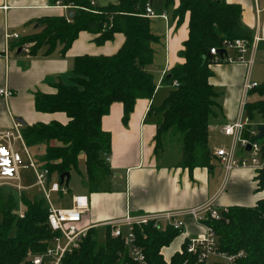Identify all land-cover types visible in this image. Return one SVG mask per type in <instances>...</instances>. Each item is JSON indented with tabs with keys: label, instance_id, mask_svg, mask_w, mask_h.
Returning <instances> with one entry per match:
<instances>
[{
	"label": "trees",
	"instance_id": "1",
	"mask_svg": "<svg viewBox=\"0 0 264 264\" xmlns=\"http://www.w3.org/2000/svg\"><path fill=\"white\" fill-rule=\"evenodd\" d=\"M60 3L71 7V17L40 20L38 33L19 38L10 48L33 43L30 54L47 47L48 56L61 45L63 56L82 31L98 34L96 45L112 40L116 33L124 36V43L112 56L74 58L69 83L53 84V94H34L35 111L64 113L68 118L65 125L55 121L23 123L20 135L27 148H42V156L35 162L49 172L51 179L57 178L60 183V175L76 173L83 187L95 192L99 190V181L111 176L110 164L105 161V155L111 153V136L101 129V119L113 103H121L122 123L126 126L136 101L153 98L155 84L148 69L153 63L152 45L158 39L150 31V19L144 16L147 5L151 7L149 0H117L104 6L91 5L88 0ZM162 4L167 10L173 7L174 0H162ZM187 13L188 38L179 52L184 62L163 77L162 84L170 92L158 107L149 109L148 116L154 118L156 126L155 156L165 146L175 145L181 154L178 167L192 171L211 167L214 157L208 147V126L211 119L222 113L220 93L210 83L213 76L210 66L214 62L208 57L209 51L221 49L224 42L251 41L252 32L241 21V6L225 0H180L172 15L180 24ZM252 94L264 98V83ZM254 112L264 117V100L245 104L244 114L249 121ZM244 135L247 136L246 132ZM250 139L258 141L264 153V137ZM81 156L84 174L79 168ZM263 179L261 170L260 188ZM62 186L69 192L70 179L67 186ZM17 194L18 202L13 193L5 194L0 188V264H32L29 254L45 252L55 236L48 224V205L43 196L39 199L22 192ZM204 223L212 228L221 252L227 255L243 252L236 264H264V198L254 207L221 210L219 219L208 218ZM13 227L16 233L11 237ZM180 233L168 226L154 227L153 223L133 229L135 244L147 264H167L161 250ZM97 235L96 228L89 229L78 248L64 256L62 264H135L126 242L112 237L109 227L104 228L103 243L99 244ZM186 244L168 264H196V256L187 253Z\"/></svg>",
	"mask_w": 264,
	"mask_h": 264
},
{
	"label": "crops",
	"instance_id": "2",
	"mask_svg": "<svg viewBox=\"0 0 264 264\" xmlns=\"http://www.w3.org/2000/svg\"><path fill=\"white\" fill-rule=\"evenodd\" d=\"M60 1L0 0V89L7 88L13 93L7 99L0 97V132L10 131L16 134L14 126L19 124L17 119L27 125L48 124L52 121L65 125L68 118L64 113L36 112L34 94H53V84L69 83L74 58L83 55L112 56L124 43V36L116 33L112 40L96 45L94 40L98 34L82 31L63 56L60 54L61 45H57L55 51L48 56L45 55L47 47L41 48L35 55L10 48V44L17 40L7 39V34H17L19 38L27 37L41 30L37 22L42 19L67 18L71 7L61 5ZM92 1L94 5L100 6L117 2ZM179 1L174 0L173 7L167 10L161 3L155 6L156 0L151 5L157 17L150 19V31L158 39L152 45L153 63L148 69L155 84L153 98L136 101L126 126L122 123L121 103H113L108 114L101 119V129L111 136V176L102 178L101 181L109 182L111 187L99 188L95 192H89L82 187L76 194L86 195L89 199V211L78 224L80 229H104L105 224L120 220L126 214L178 212L208 203L218 211L230 207H254L264 198V179L263 187L260 188V171L253 168H234L225 172L218 158L213 155L210 168L189 171L178 167L181 158L179 148L174 155L167 153V147L172 146L170 144L164 147L158 157L154 154L156 126L154 118L148 116V112L150 108L158 107L168 95L169 92L165 89L158 99L159 90L163 86L162 79L172 68L184 62L179 52L188 38V13L180 24L172 15ZM225 1L241 6V21L252 32V37L257 38V42L251 56L252 66L248 67L247 64L239 62L210 66L213 73L210 83L220 93L218 102L222 110L220 115L211 119L208 126V147L212 153L216 149H228L231 146L232 138L225 136L221 129L237 122L240 117L242 87L246 77L254 81V67L257 65L264 68V0ZM257 10L260 11L258 17ZM162 14L166 19L160 17ZM27 45L30 51L33 43ZM250 55H246V60ZM164 87L168 88L165 85ZM249 95L250 93L246 96L245 103L248 102ZM261 126L253 127L249 123L242 132V137L250 138L251 132L258 131ZM39 149L42 150L41 147ZM235 150L237 157L248 156L238 144ZM79 168L85 170L83 156ZM71 179L72 174L70 182ZM52 196L59 206L63 205L57 208L52 205L54 208L66 209L71 206V200L66 202L64 194H51ZM182 220L181 233L169 246L161 250L167 264L175 253L181 252L185 242L202 231L191 216H185Z\"/></svg>",
	"mask_w": 264,
	"mask_h": 264
},
{
	"label": "built area",
	"instance_id": "3",
	"mask_svg": "<svg viewBox=\"0 0 264 264\" xmlns=\"http://www.w3.org/2000/svg\"><path fill=\"white\" fill-rule=\"evenodd\" d=\"M94 5L92 0H88ZM260 11L257 10V17ZM145 17L151 19L157 17L151 7L147 5ZM160 17L166 19L162 14ZM7 39L18 40L17 34H7ZM257 38L252 37L251 41L238 39L233 42H224L221 49L211 48L209 55L212 57L214 64L221 63H245L248 67L252 66L251 56L253 54ZM21 50L29 53V46L22 45ZM219 50H224L225 55L220 56ZM251 54V55H250ZM246 55L250 57L246 60ZM177 83H173L176 87ZM259 84L252 81L248 76L244 80L242 92L243 99L241 102V113L237 122L222 127V133L232 138V144L228 149L219 148L213 153L218 158L225 172L234 168H253L255 171L264 170V153L258 141L250 138H243L242 132L249 125L250 121L244 116V106L246 96ZM13 95L12 91L7 88L0 89V97L7 99ZM16 134L10 131L0 132V188L8 186L18 192L23 188L20 185V169H31L40 194L43 196L48 205V224L55 236L51 239L50 245L42 254L31 255L29 259L32 264H62L66 254L77 249L82 239L85 237L88 228L80 229L78 224L81 223L83 216L89 211V199L86 195L71 196V206L66 209H56L50 202L51 194H63L65 187L57 179H51L46 169H41L31 158L27 147L24 145L20 135V125L14 126ZM257 131L251 132V136H256ZM250 136V137H251ZM20 141L23 151L27 157L28 163L25 164L21 154L16 150L14 142ZM248 154L246 157H237L236 145ZM249 148V149H248ZM105 161L109 163V155H105ZM226 211V210H223ZM21 216V215H20ZM191 216L196 224L201 227V233L195 238L189 239L186 244V251L196 256V264H236V259L243 256V252L237 255H227L218 249L216 236L210 226L204 223L208 218L219 219L220 211L215 209L211 203L183 210L178 212H166L161 214H144L126 216L120 220L112 221L105 224L104 227L110 228V235L114 238H122L129 247V254L135 264H147L141 249L135 244L133 234L134 227H140L153 223L154 227L164 228L171 227L173 230L182 231L183 218Z\"/></svg>",
	"mask_w": 264,
	"mask_h": 264
},
{
	"label": "rangeland",
	"instance_id": "4",
	"mask_svg": "<svg viewBox=\"0 0 264 264\" xmlns=\"http://www.w3.org/2000/svg\"><path fill=\"white\" fill-rule=\"evenodd\" d=\"M97 2H100V0H97ZM160 3L162 4V0H156L155 6L160 5ZM253 80L255 82H257L259 85L264 83V68L263 67H260L257 65L254 67ZM165 89H167L168 92H170L169 87L166 88V87H164V85L161 86L159 93H158V99H159L161 93L163 92V90H165ZM254 100L255 101L264 100V98L259 97L257 94L249 95L248 102H254ZM162 101L160 102V104L162 103ZM155 105L157 106L158 104L155 103ZM250 124L253 127L254 126L257 127L258 125L259 126L264 125V117L261 114H259L258 112H254L252 114V118H250ZM14 145L16 147V150L21 154L25 164L27 165L28 160H27V157L23 151V147H22L20 141L14 142ZM28 150H29V153L31 155V158L34 161H36L35 159L40 158L42 156V150H40L39 148H33V149L28 148ZM176 150H177V146H175V145L167 147V149H166L167 153H170L172 155H174L176 153ZM83 170L84 169H80V172L82 174H84ZM54 177H56V176H54ZM19 178H20V185L23 187V190L20 191V193L22 192V193H24L27 196L32 197V198L36 197V198L42 199V195L40 194L38 188L35 186L36 180H35L34 174H33L31 169H20ZM98 185H99L100 189L101 188L105 189V188L111 187L110 183L107 181H99ZM82 187H83V185L81 184V178H80L79 174L73 173L72 179L70 182V186H69L70 193H67L66 191H64V193H63L64 194V196H63L64 200L66 202H69L71 200V195L76 196V194L81 190ZM3 192L5 194L10 193V192L13 193L16 201L18 202V200H19L18 194H17L18 191H16L14 188L5 186V187H3ZM51 204L56 208L57 207H63V205L59 206L57 204V201L55 199H53V196L51 197ZM19 209L21 211V206ZM15 233H16V229L13 227L10 231V236L13 237L15 235ZM97 241L99 242V244L103 243V241H104V229L98 230ZM223 264H226V263H223Z\"/></svg>",
	"mask_w": 264,
	"mask_h": 264
},
{
	"label": "water",
	"instance_id": "5",
	"mask_svg": "<svg viewBox=\"0 0 264 264\" xmlns=\"http://www.w3.org/2000/svg\"><path fill=\"white\" fill-rule=\"evenodd\" d=\"M153 1L154 0H149V5L150 6L152 5ZM71 16H72V13L69 12L68 13V17H71ZM20 50L21 49L19 48L17 52H20ZM225 54H226V52L224 50H219V55L220 56L225 55ZM208 57H209V59H212V57L210 55ZM17 121L19 122L20 126L23 125V121L21 119H17ZM263 137H264V126H261V127L258 128L256 138L257 139H261ZM69 179H70V174L69 173H65V174H62V175L59 176L60 183L64 184L65 186L68 185Z\"/></svg>",
	"mask_w": 264,
	"mask_h": 264
}]
</instances>
